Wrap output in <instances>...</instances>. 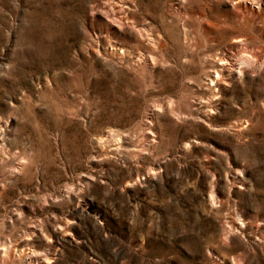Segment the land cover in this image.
<instances>
[{"label": "rangeland", "instance_id": "1", "mask_svg": "<svg viewBox=\"0 0 264 264\" xmlns=\"http://www.w3.org/2000/svg\"><path fill=\"white\" fill-rule=\"evenodd\" d=\"M245 1L0 0V264H264Z\"/></svg>", "mask_w": 264, "mask_h": 264}, {"label": "bare ground", "instance_id": "2", "mask_svg": "<svg viewBox=\"0 0 264 264\" xmlns=\"http://www.w3.org/2000/svg\"><path fill=\"white\" fill-rule=\"evenodd\" d=\"M244 2H246V1L244 0ZM112 14H114L113 11H112ZM106 15H107V13H106ZM109 17H111V16H109ZM112 18H113V16H112ZM219 61H220V63L216 64V66H215V73H216V75L218 73H223V72L227 71L231 75L241 76L242 75V72L245 69V65L247 63L246 61H242V60L240 61V60H238L240 62V64H239V63L235 62L233 59L231 60L230 58H221ZM240 66H244V67L241 68ZM210 84H212V80H210ZM0 250L4 251V255H6V254H8V250L9 249L8 248H5V246H1ZM33 256H34V254L31 253L30 254V258L33 257Z\"/></svg>", "mask_w": 264, "mask_h": 264}]
</instances>
